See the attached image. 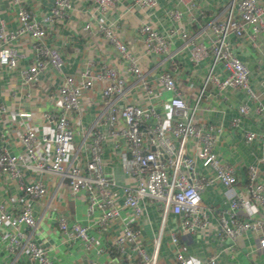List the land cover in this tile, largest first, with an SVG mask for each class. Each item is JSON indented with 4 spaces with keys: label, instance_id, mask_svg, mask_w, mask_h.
Returning a JSON list of instances; mask_svg holds the SVG:
<instances>
[{
    "label": "crops",
    "instance_id": "1",
    "mask_svg": "<svg viewBox=\"0 0 264 264\" xmlns=\"http://www.w3.org/2000/svg\"><path fill=\"white\" fill-rule=\"evenodd\" d=\"M227 2L228 0H203L202 5H198V12L203 16L199 26L192 23L187 15L180 23L171 19L170 11L177 8L184 10L175 0H160L156 8L150 10L135 5L132 0H117L115 6L105 14L97 12L93 0H71L69 18L50 25L48 43L61 49L66 59L63 72L78 81L81 80V74L92 66L94 59L116 68L127 81L126 101L144 109L153 107L162 115L164 124L169 125L177 119L170 104L173 95L164 89L159 77L164 73H171L187 103L191 106L196 103L214 60L209 56L198 65L194 63L191 42L210 44V38H214L211 25L215 20L224 18L228 8ZM54 4L55 0H31L28 3L29 9L38 19L49 15ZM259 4L264 7V0H259ZM0 17L6 21L9 29H18L17 7L11 0H0ZM90 21L94 26L102 24L114 28L120 35L146 74V79L153 88L151 96L147 95L137 77L128 72L129 62L122 59L104 37L95 31L86 30V24ZM143 23L151 24L162 36L171 32L173 58L145 52L137 33ZM183 30L189 33V39L186 41L180 35ZM229 43L236 57L248 66L250 87L257 98L254 100L243 89L226 88L220 91L215 85H209L199 105L196 120L199 124L219 126L223 129L215 152L222 164L235 170L238 178L236 190L246 192L251 167L257 168V179L264 185V144L260 139L251 143L246 140L248 132L257 135L264 133V115L257 112L258 106L264 107V34L255 40L249 35L239 38L231 36ZM32 45L29 38L20 37L13 45L20 53L18 67H3L0 72V105H6L8 109L6 116L0 115V148L14 153L23 152L19 134L25 124L36 127L40 135L53 139L56 130L45 115L61 107L58 88L63 83L64 74L48 69L39 76L32 95H29L21 84V71L33 62ZM95 70L98 72V65ZM213 73L222 80L228 75L222 64L217 65ZM101 89L102 87L97 85L85 93L80 116L72 120L74 137L68 164L78 163L84 168L90 152L89 145L93 140L91 131L108 135L109 128L102 116L105 101ZM244 105L249 107V112L241 115L240 108ZM19 113H29L31 116L21 118ZM106 139L103 144L104 161L107 174L117 185L114 192L117 206L120 208V217L106 227L98 225L100 211H95L89 216L84 200L73 196L67 181L60 176L22 169L19 179H11L0 169V203L10 213H17L23 205H31L34 208L37 227L33 231L25 228V233L28 239L48 251L55 264H106L113 260L106 250L121 235L125 225L136 228L140 233L139 242L142 247L149 253L154 252L155 241L163 223V212L156 204L150 202L145 203V214L142 217L123 207L122 187L133 184V179L126 174L121 160L125 150L124 139ZM38 150L44 161L51 160L52 143L42 142ZM195 152V141H191L189 154L194 157ZM197 172L199 177L207 179H212L215 175L200 163ZM38 182L45 185L47 194L41 200L31 199L23 188ZM228 196L227 189L221 183L215 182L201 191L202 205L227 211L230 209ZM257 206V215L263 217L264 205ZM59 217H65L69 225L80 223L89 226L90 234L95 239L93 246L88 248L82 240L63 235L57 222ZM207 217L210 220L209 228L204 232L191 234L183 233L179 218L170 214L162 236L158 264H177V252L185 254L191 264H206V261L214 256L218 257L221 264H264V249H260L257 236L247 233L234 242L221 235L218 216L208 214ZM225 217L229 218L228 214ZM11 233L12 229L8 225L0 228V264H36L26 248L27 238L22 241L23 248L15 252L8 249ZM174 233L179 238L178 246L172 241ZM135 261L136 256L132 254L130 260H114L116 264H134Z\"/></svg>",
    "mask_w": 264,
    "mask_h": 264
},
{
    "label": "built area",
    "instance_id": "2",
    "mask_svg": "<svg viewBox=\"0 0 264 264\" xmlns=\"http://www.w3.org/2000/svg\"><path fill=\"white\" fill-rule=\"evenodd\" d=\"M11 1L17 7L19 23L18 29L12 30L0 17V72L3 67H18L20 53L13 45L24 36L31 40L34 52L33 62L21 71V84L29 95L34 93L33 88L39 76L48 69L64 75L63 83L58 88L61 107L45 115L55 127L54 138L40 135L36 127L25 124L19 134L22 153L0 148V169L4 174L11 179H19L22 169H31L60 176L67 181L73 196L84 200L89 216L95 211H100L98 225L106 227L120 217V208L117 206L114 192L117 185L107 174L103 144L107 137L124 139L125 150L121 160L126 174L133 179V184L122 187L123 207L131 209L136 216L142 217L145 214L146 202L156 204L163 212V223L152 253L147 252L140 244L139 231L130 225H125L121 235L106 250L113 258L106 264H116L114 262L116 258L130 260L131 254L136 256L134 264H158L162 236L170 214L179 218L183 233L191 234L208 229L210 220L207 216L215 214L218 216L221 235L236 242L241 236L251 233L259 238L260 249H264V216L257 215L259 212L257 205H264V185L257 179V168L249 169L246 192H238L235 170L222 164L215 152V146L223 129L219 126L199 124L196 120L199 105L209 85H215L220 91L226 88L243 89L254 100L257 98L250 87L249 68L234 54L229 37L239 38L249 35L255 40L259 35L264 34V7L259 4V0H228L224 18L215 20L211 25L214 38H210V44L191 42V56L194 63L198 65L209 56L214 60L194 105H189L184 99L171 73L160 75L159 81L164 89L173 95L170 104L177 119L169 125L164 124L162 115L153 107L144 109L126 101L127 81L116 68L94 59L92 66L81 74L80 81L63 72L66 59L60 48L48 43L49 29L51 24L69 18V11L72 9L71 0H55L50 14L43 19H38L29 9L28 3L31 0ZM132 1L135 5L150 10L156 8L160 0ZM175 1L184 10L177 8L169 12L174 22H182L187 15L192 23L201 26L200 20L203 16L198 12V5H202L203 0ZM116 2L117 0H93L100 14L107 13ZM93 24L92 21L88 22L86 30L95 31L96 34L104 37L119 56L129 62L128 72L137 77L147 95L151 96L153 88L146 79V74L120 35L114 28ZM137 33L146 53L174 57L171 51V32L162 36L151 24L143 23ZM180 35L185 41L189 39L186 30L181 31ZM219 64H222L228 73L223 80L213 73L214 68ZM97 65L98 72L95 70ZM97 85L102 87L101 92L105 101L102 116L109 132L108 135H104L91 131L93 140L89 145L90 152L85 166L82 168L78 163H67L74 137L72 120L80 116L85 93ZM248 112L247 105L240 108L241 115H246ZM257 112L264 115V107L258 106ZM6 114H8L7 106L0 105V115L6 116ZM30 116L29 113H19L21 118ZM257 139L264 144V133L257 135L248 132L246 135L249 143ZM191 141H195L196 146L194 157L189 154ZM42 142L53 145V154L49 162L40 157L38 149ZM198 163L212 170L215 173L214 177L212 179L199 177ZM215 182L221 183L227 189L230 200V209L227 211L202 205L201 191ZM23 190L27 196L35 200H41L47 194V189L41 182L26 185ZM226 214L229 218L225 217ZM57 222L63 235L82 240L88 248L93 246L95 239L90 234L89 226L80 223L69 225L65 217H59ZM4 225L12 229L7 244L8 249L15 252L23 248L22 241L27 238L24 229L33 231L37 227L34 208L31 205H23L17 213H10L0 203V228ZM172 241L176 246L179 245L176 233L172 235ZM26 248L36 264H55L48 251L28 238ZM176 261L177 264H191L182 252H177ZM206 264L221 263L218 257L214 256L208 259Z\"/></svg>",
    "mask_w": 264,
    "mask_h": 264
}]
</instances>
